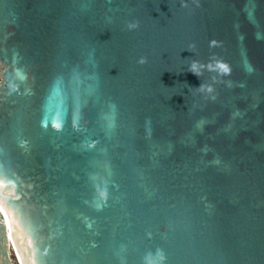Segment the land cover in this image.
Instances as JSON below:
<instances>
[{"label": "water", "instance_id": "water-1", "mask_svg": "<svg viewBox=\"0 0 264 264\" xmlns=\"http://www.w3.org/2000/svg\"><path fill=\"white\" fill-rule=\"evenodd\" d=\"M0 264H264V0H0Z\"/></svg>", "mask_w": 264, "mask_h": 264}, {"label": "clouds", "instance_id": "clouds-1", "mask_svg": "<svg viewBox=\"0 0 264 264\" xmlns=\"http://www.w3.org/2000/svg\"><path fill=\"white\" fill-rule=\"evenodd\" d=\"M182 6L184 7H187V4L184 3ZM139 21H132V22H129L127 27L129 30H134V29H137L139 27ZM214 46V42L210 43L209 44V47L212 48ZM196 49V45L195 43L189 45V48L188 50L190 51H194ZM215 59V54H213L211 57H210V60L208 62V69L207 70H212L213 68V64H212V60ZM138 63L139 64H145L147 63V57H140L139 60H138ZM216 67H218L221 72L224 74V75H228L230 74V67L226 64V63H223L221 61H216ZM189 70L191 72H193L194 74H196L197 76L201 77L202 74H203V71L205 70L204 68V64L197 61V60H193L191 63H190V68ZM213 80L216 79L215 76L212 77ZM229 86H231V84H229ZM195 90H198L200 91L201 93L204 92L205 90V84L204 82L198 87V88H195ZM208 92L211 93L212 92V88L209 86L208 87ZM212 99H215L216 97L213 95L211 96Z\"/></svg>", "mask_w": 264, "mask_h": 264}]
</instances>
